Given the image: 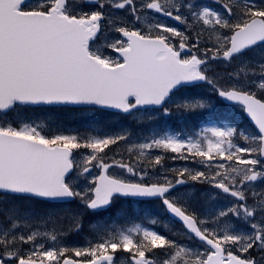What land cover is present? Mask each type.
Returning <instances> with one entry per match:
<instances>
[{"label": "snow or ice", "instance_id": "6c2138e0", "mask_svg": "<svg viewBox=\"0 0 264 264\" xmlns=\"http://www.w3.org/2000/svg\"><path fill=\"white\" fill-rule=\"evenodd\" d=\"M258 46L264 0H0V264H264V53L247 57ZM217 61L237 62L226 83ZM201 86L209 94L189 93ZM221 101L238 103L257 131L154 128L136 142L129 128L45 132L8 119L24 105H74L142 125ZM167 158L205 170L165 169ZM190 182L232 200L201 214L194 193L179 191ZM125 199L158 200L183 230L147 213L134 222L116 207ZM86 227L87 246L63 242Z\"/></svg>", "mask_w": 264, "mask_h": 264}, {"label": "rangeland", "instance_id": "374dc122", "mask_svg": "<svg viewBox=\"0 0 264 264\" xmlns=\"http://www.w3.org/2000/svg\"><path fill=\"white\" fill-rule=\"evenodd\" d=\"M201 3L206 4L205 0H200ZM212 0H208V4H211ZM150 22V21H149ZM204 41H207V36L204 37ZM264 53V46H260L250 52V54L247 55L248 58L252 59H259L261 54ZM237 62L234 61L231 66H227L225 68H229V71H232L233 67L235 66ZM215 72L219 73L224 77V79L221 81V83H226L227 82V72L223 71L224 73H221V70H215ZM203 94H209V91H201ZM264 95V93L257 92V94ZM84 117L83 118H89L91 115L89 112H84ZM173 116V115H172ZM197 116V115H196ZM78 115L74 114H58L57 111L52 112V111H31L28 109L24 108H18L13 111H11L8 115V119L12 120L15 123L19 122H28V123H33V124H42L44 125L43 130L45 132H51L54 130H64V131H85L87 129L93 128V126H88L83 123V121L77 119ZM222 118H226V116H222ZM180 120V119H179ZM114 123V122H112ZM111 123V124H112ZM171 124L174 128H179V130L173 131L171 128ZM210 121H200V123H197V125L192 128L191 130L185 129L183 132H180V130L183 127L182 124L176 123L173 125V122H171V116L168 117H163L158 115L157 118L147 124H142V125H137V127H133L131 129L134 133L133 135V140L136 141V137H143L145 135H149L151 130L154 128H160L163 129L164 131H168L170 133H181L184 136L193 134L195 132H198L201 128L205 126H211ZM226 125L225 123L222 124L221 126ZM138 142V141H136ZM121 150H123V154L125 158H127V152H126V146L121 145ZM84 150H81L83 152ZM117 149L113 148L111 152H109V156H112L113 152H116ZM159 154L157 150H154L152 152V155ZM167 157H171L173 154L167 153L165 154ZM80 158V155L77 154V159ZM119 158V157H118ZM193 162L191 160L189 161H184V160H172L170 158L165 159L164 161V168L165 169H171V168H182V167H188L190 169H193L192 167ZM198 164V163H197ZM200 165V164H199ZM97 170V169H96ZM157 171H163V169L158 168ZM150 176H151V170H149ZM111 175L117 176L119 178H124V179H137L136 177L131 176L128 173L123 172L121 169H113L110 172ZM169 174V173H168ZM91 175H97L96 173H92ZM90 178V177H89ZM85 183V182H82ZM200 190H203V187L200 188ZM198 188L195 192L188 191L190 193H194V198H193V205H195L196 210L201 213L205 214L209 210H213L215 208L219 207H225L228 206L230 202H228L226 199L220 198L217 195L211 193V192H203L200 191L201 193L198 195L197 194ZM196 193V194H195ZM120 206H123L124 204H119ZM74 206V205H73ZM72 206V207H73ZM68 207V206H67ZM131 208H135V206H131ZM143 216V215H142ZM107 216L104 215L103 219H105ZM141 217V216H140ZM140 220V219H139ZM136 222V221H134ZM141 222V221H139ZM136 222V223H139ZM91 239V236L89 235L87 227L85 230L79 234H74L69 237H67L63 242L67 243L70 246H87L88 240ZM124 255V254H122Z\"/></svg>", "mask_w": 264, "mask_h": 264}, {"label": "trees", "instance_id": "16d2710c", "mask_svg": "<svg viewBox=\"0 0 264 264\" xmlns=\"http://www.w3.org/2000/svg\"><path fill=\"white\" fill-rule=\"evenodd\" d=\"M65 110V109H63ZM66 111H72V110H66ZM82 111H73V113L75 115L79 114ZM65 114V113H64ZM112 119H116V121L114 122V124H109V122L112 121ZM125 118H120L118 116H114L112 114L109 113H103V112H99L96 111L95 113H93L88 119H85L83 122L86 124H92V126L94 125H98V127H103V126H107V128L110 131H118L120 128H124L125 124L124 122H122V120ZM73 205H70V207H72Z\"/></svg>", "mask_w": 264, "mask_h": 264}, {"label": "water", "instance_id": "95a60500", "mask_svg": "<svg viewBox=\"0 0 264 264\" xmlns=\"http://www.w3.org/2000/svg\"><path fill=\"white\" fill-rule=\"evenodd\" d=\"M226 103L231 104V103H235V102H226ZM236 104H238V103H236ZM29 106H41V105H29ZM44 106H63V105H44ZM65 106H74V105H65ZM78 107H82V106H78ZM110 111H112V110H110Z\"/></svg>", "mask_w": 264, "mask_h": 264}, {"label": "flooded vegetation", "instance_id": "af4514ba", "mask_svg": "<svg viewBox=\"0 0 264 264\" xmlns=\"http://www.w3.org/2000/svg\"><path fill=\"white\" fill-rule=\"evenodd\" d=\"M191 183H189L188 185H190ZM160 203V202H159Z\"/></svg>", "mask_w": 264, "mask_h": 264}]
</instances>
